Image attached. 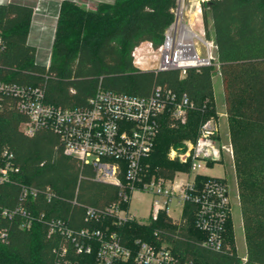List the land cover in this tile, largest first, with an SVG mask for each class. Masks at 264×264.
<instances>
[{
  "label": "trees",
  "instance_id": "trees-1",
  "mask_svg": "<svg viewBox=\"0 0 264 264\" xmlns=\"http://www.w3.org/2000/svg\"><path fill=\"white\" fill-rule=\"evenodd\" d=\"M176 0L100 1L94 9L74 0H62L47 66L35 62L36 47L27 42L32 16L29 5L9 1L0 4V79L42 86L47 102L60 107L83 106L97 88L148 95L155 86L185 93L195 104L186 122L170 125L160 119L153 148L144 162L148 173L172 176L181 169L167 158L169 146L194 139L199 125L216 115L212 79L215 69L222 83L223 104L233 152L245 259L234 249L232 221L224 238L231 248L210 250L201 245L203 233L194 224V206L185 203L182 215L172 220L161 212L156 220L118 224L111 216L97 221L84 219L85 207L103 208L118 199L117 186L94 179V170L66 155L58 136L46 129L31 136L19 130L24 120L19 112H0V149L13 153L19 168L17 179L38 189L29 205L33 212L63 218L67 227H91L115 231L123 243L139 238L150 244L165 243L180 259L197 264H264V0H207L201 3L204 33L212 31L215 59L209 65L178 69H138L131 51L148 41L154 48L163 42L164 31L173 20ZM216 65V66H215ZM197 175V182L206 178ZM53 198L46 201L44 189ZM14 184L0 187L5 205L16 202ZM0 264H58L54 248L66 246L72 263L89 264L94 254H76L73 242L61 234H48L44 218L28 229L17 219L0 217Z\"/></svg>",
  "mask_w": 264,
  "mask_h": 264
},
{
  "label": "built area",
  "instance_id": "built-area-1",
  "mask_svg": "<svg viewBox=\"0 0 264 264\" xmlns=\"http://www.w3.org/2000/svg\"><path fill=\"white\" fill-rule=\"evenodd\" d=\"M9 1L0 0V4ZM193 1L176 0L173 20L164 31L162 44L154 48L150 42L144 41L135 46L131 51L134 66L148 69L152 67V64L148 65L151 58L156 60L154 70L178 69L182 76L188 67L209 65L214 61L215 56L210 53L201 58L197 49L198 41L208 46L209 43L214 45L213 40L204 41L194 30L196 21L202 24L201 3L207 0ZM40 10L37 5L32 7L33 14ZM3 50L0 33V54ZM5 108L24 116L19 124L24 135L31 136L42 129L54 132L64 154L90 165L95 180L118 187V199L110 205L103 208L86 206L85 220L97 221L111 216L118 224L128 221L145 223L156 220L161 212L178 220L184 204L190 203L194 206V224L203 233L201 245L210 250L231 248L224 238L225 225L232 212L230 189L224 177L203 172L225 157L230 158L233 166L229 136L225 141L220 135L218 112L199 125L193 140L185 139L178 146H170L167 158L178 161L183 167L165 177L148 173L144 159L153 148L161 117L168 116L172 126L181 125L186 122L188 112L195 108L185 93L162 86H155L145 96L97 88L83 106L60 107L45 100L42 86L0 79V112ZM18 173L13 153L6 146L2 147L0 187L14 184L18 188V199L12 205H5L0 199V217L17 219L23 229L44 218L48 234L70 238L76 254H94L89 264H197L193 260L180 259L165 243L155 245L135 238L127 244L113 230L94 227L74 230L66 226L63 218L33 212L29 205L38 195V189L19 181ZM197 175L207 177L197 182ZM135 191L152 196L145 220H139L137 213L129 210L130 196ZM43 195L46 201L53 198L50 188L44 189ZM172 203L173 209L179 208L176 217L170 214ZM5 234H8L7 229L0 228V237L4 238ZM53 251L58 264H76L65 258L66 246ZM244 259L245 256L241 257Z\"/></svg>",
  "mask_w": 264,
  "mask_h": 264
},
{
  "label": "rangeland",
  "instance_id": "rangeland-1",
  "mask_svg": "<svg viewBox=\"0 0 264 264\" xmlns=\"http://www.w3.org/2000/svg\"><path fill=\"white\" fill-rule=\"evenodd\" d=\"M87 0H83V3ZM94 3H98L101 0H93ZM195 2V0L193 1ZM87 6H92L90 3L87 2ZM95 4V5H96ZM84 7V6H83ZM194 11V6L192 7V13ZM190 12V14H192ZM209 29V35L207 36L204 33V25L203 22L200 24V22L196 21L194 25V30L199 34V36L207 42L212 41V31L210 30V25L208 26ZM197 49L199 50V54L201 58L205 57L208 53H210L212 56H215V47L214 45L204 46L200 41H198ZM155 57H158V53L154 52ZM157 55V56H156ZM148 65L152 64L150 68L153 69L156 66V60H148ZM216 66V65H215ZM212 85H213V94H214V102L217 108V112L219 113V123H220V135L223 140L226 141L228 130H227V122H226V115L221 116V112L224 113V106H223V91H222V83L220 76L218 74L217 69H215L212 79ZM225 114V113H224ZM229 136V135H228ZM170 148V146H169ZM168 148V150H169ZM167 150V151H168ZM167 153V152H166ZM205 174L210 176H217V177H224L228 187L230 189V194L232 195V212H231V218L232 221V231H233V237H234V245L236 246L235 251L237 255L241 258L245 256V242H244V236L241 226V217H240V211H239V205H238V194H237V187H236V179L234 175V169L232 166V162L230 158L225 157L222 162L214 163L212 166H208L204 171ZM151 195L146 192H139L135 191L130 196V202H129V210L132 212L137 213V218L139 220H145V217L148 214L149 205L151 202ZM174 208V203L171 204V211L170 214L172 216H178L179 214V208Z\"/></svg>",
  "mask_w": 264,
  "mask_h": 264
},
{
  "label": "crops",
  "instance_id": "crops-1",
  "mask_svg": "<svg viewBox=\"0 0 264 264\" xmlns=\"http://www.w3.org/2000/svg\"><path fill=\"white\" fill-rule=\"evenodd\" d=\"M13 2L29 5H37L41 10L35 14L32 13L29 26L27 42L36 47L35 62L47 66L50 59L52 41L57 21L58 6L62 0H11ZM81 6L88 9H94L96 6L93 0H74ZM110 2L112 0H101ZM90 3L92 6H87ZM224 106V104H223ZM225 113V110H224ZM221 112V116L226 115ZM226 117V116H225ZM228 130V128H227ZM228 132V131H227Z\"/></svg>",
  "mask_w": 264,
  "mask_h": 264
},
{
  "label": "bare ground",
  "instance_id": "bare-ground-1",
  "mask_svg": "<svg viewBox=\"0 0 264 264\" xmlns=\"http://www.w3.org/2000/svg\"><path fill=\"white\" fill-rule=\"evenodd\" d=\"M193 60H194V58H193Z\"/></svg>",
  "mask_w": 264,
  "mask_h": 264
}]
</instances>
